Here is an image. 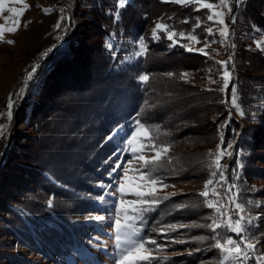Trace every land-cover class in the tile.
Listing matches in <instances>:
<instances>
[{
    "label": "rangeland",
    "instance_id": "374dc122",
    "mask_svg": "<svg viewBox=\"0 0 264 264\" xmlns=\"http://www.w3.org/2000/svg\"><path fill=\"white\" fill-rule=\"evenodd\" d=\"M157 1L178 13L183 9L193 13V25L191 19H185L186 22L180 21L178 28L167 26L177 34L183 32L185 36H197L199 43L179 36L175 41L169 40L164 31L165 41L159 39L161 31L154 38L153 29L157 23H162L159 19L150 21L140 36L128 37L119 25L121 0H25L29 7L19 17L21 27L14 34H5V40L10 39L14 43L0 42V128L3 129L0 135V264H119L123 248L128 247L123 241L132 238L124 234L128 231L125 229L118 246L116 220L124 222L123 209L128 207V201L137 199L127 193L144 183L139 179L141 173L138 170L142 168V162L138 156L155 154L147 149L143 153H133L132 149L141 143L169 148L150 171L152 178L161 182L155 186V198L159 202L149 206L151 210L141 213V219L135 222L140 237L134 236L133 240L146 242L145 247L152 256L150 261L141 264H220L221 253L212 247L213 233L206 227L192 226L206 225L211 222L208 217L216 215L214 209L206 207L205 198L199 193L204 190L208 179H220L219 173L215 178L211 176L216 169L209 167L212 159L209 153H215L218 146L230 153L220 161L223 166L220 171L225 178L220 182L223 186L214 185L221 193V203L238 194L236 203L244 208L241 213L229 205L222 211H227L234 219L240 215H244L245 220L251 217L252 224L246 225L248 231L244 236L253 238L252 242L257 244L256 254L264 253V85L247 97L248 101L255 102L243 107L239 103L238 86L234 83L238 75L234 72L236 64L233 60L240 49L263 51L264 48L257 47V41L264 42V31L255 26L251 18L243 16L246 0H228L231 11L228 8L216 9L224 12L223 19L229 32L227 40L219 34L223 25L207 20L211 10L202 9L198 4ZM125 2L123 0V5ZM207 2L218 4L219 0ZM7 7L20 8L23 5L9 3ZM49 8L52 11L46 14L44 9ZM10 15L8 11L0 13V24H4L5 17ZM199 20L203 24L197 28ZM99 26L104 30L103 36L105 33L108 36L99 37L96 30ZM209 27L213 30L212 35L206 31ZM94 36H97L99 44L100 41L103 44L102 50L107 49L106 54L119 53L117 58H122V62L117 68L134 63L148 46L157 42H162L166 51L183 49L200 55V59L204 57L207 66L193 74L196 81L189 83L186 80L181 86L182 90L189 87L202 94L210 95L217 86L221 90L225 65L219 62L229 61L226 70L231 76L228 88L223 91L227 93V111L214 125L219 124V120L229 125L235 119L242 126L241 133L236 139L224 140L220 134H207L202 129L203 125L196 132H191L196 127L177 121L178 115L171 111L170 104L177 100L172 94L174 87L167 86L171 93L161 91L151 99L161 102L158 105L163 108L160 109L161 114L149 112L152 122L143 125L152 139H145L139 132L142 124L134 122L130 132L122 133L124 139L119 140L117 136L119 145L115 151L110 143L113 138L110 139L106 131L120 107L110 105V100L105 99L106 91L99 95L98 100L93 98L92 90L102 87V78L105 77L101 74L96 76L90 65L91 49L99 48L93 42ZM205 44L209 45L206 49ZM55 47L67 50L68 55L46 66L44 80L36 79L35 85L26 84L28 78L22 82L19 108L16 109V105L15 119L11 123L8 104L14 89L34 63ZM198 49H205L208 54ZM233 95L238 107L231 102ZM86 99H93L92 106L79 110V102L86 106ZM97 103L94 110L93 104ZM100 106L102 108L98 110ZM22 110L25 115L21 114L20 119L24 118L21 122L17 114ZM162 114H165V120H162ZM122 184L125 193L120 191ZM232 185L235 187L228 192ZM140 190L148 191L147 188ZM208 199L215 200L216 197L210 195ZM178 205L186 207L178 208ZM96 217L104 219L97 220ZM39 221L47 223L48 227L44 228L52 226L55 229L53 239L38 237L42 225ZM170 225L177 228L173 230ZM143 232L147 233L145 238H142ZM218 232L221 238L231 235L241 239L225 228L218 229ZM73 235L77 238V254H70L64 261L58 256L62 243L57 245L55 236L62 242V239L67 241L66 238ZM200 236L208 239L200 241L197 239ZM152 240L156 243H150ZM36 242L41 243L37 245ZM46 245L53 248L51 257L43 249ZM245 264H255V261L252 259Z\"/></svg>",
    "mask_w": 264,
    "mask_h": 264
},
{
    "label": "trees",
    "instance_id": "16d2710c",
    "mask_svg": "<svg viewBox=\"0 0 264 264\" xmlns=\"http://www.w3.org/2000/svg\"><path fill=\"white\" fill-rule=\"evenodd\" d=\"M117 1L119 0H114V2ZM120 8L121 13L119 15V25L123 27L128 37L134 35H137L138 37L143 34L148 23L154 19H159L162 23L168 25L169 28L171 26L173 28H178L177 26L181 25L180 21H185V19L190 20L195 16L188 9H183L178 13L175 9H169L167 4L159 3L157 0H126L125 4L122 7L120 6ZM243 8V16L251 18L254 25L264 31V0H246L243 4ZM200 18L203 19L202 17ZM197 22H200V24L202 23L200 20ZM191 24L193 25L194 21H192ZM96 30L99 31V37H102L104 30H101L100 26ZM107 34L108 33H105L104 36H108ZM158 36L161 41H165L162 31L158 33ZM96 38L97 36H94L93 42L96 43L99 48L94 50L91 49V57L89 58V60H91L90 65L92 66V69H94L96 76L101 74V76L105 77L102 78V87H98L97 85L98 89L94 88L92 93L94 94L93 98L98 100L99 95L106 91L107 94L105 99L110 100L108 101L110 105L120 107V109L113 115L108 130L106 131L110 139L113 138V141L110 143L111 147H115V151L117 149L116 146L119 145L118 138L119 140L120 138L124 139L122 133H124V131L130 132L131 127L135 126L134 122L142 125L148 124L152 122L150 115H148L149 112H159V114H161L160 109L163 108L158 106L161 102H153L151 99L154 94L161 91L171 93L170 91L168 92L167 86L174 87V93L172 94H175L176 97L174 100H177L170 104L171 108H173L171 111L178 115L176 118L177 121L193 124V126L196 127V129L193 128L191 132H196V130H199V127H202L201 125H203L204 127L202 129H205L207 134H220L224 140L235 138L238 133H241L242 126L239 121L235 119H232L229 125L222 124L223 122L220 123V120L218 122L219 124L214 125V123L218 121V118L227 111V93L221 91L218 86H213L215 88H213L210 95L194 92V89L189 87H187L186 90L181 89V86H184L183 83H185L186 80L189 83L195 82L196 77L193 74L199 71L202 66H207V60L204 59V57L200 59V55L186 52L183 49L178 50V52L166 51L162 48V42L160 44H157V42L154 45L148 46L143 56H138L140 58L134 63L125 64L123 67L117 68L122 62V58H117L119 53L117 54L113 51L114 54L112 52L106 54L107 49L102 50L103 44H101V41L99 44ZM66 51L67 50H61L55 47L51 52L44 56V58L39 59L35 69L31 72V78L27 77L28 80L26 84L35 85L34 81L36 79H39V81L44 80L48 69H46V66L49 63L51 64L58 60L60 61L61 58L63 59V57L68 55ZM236 53L235 58H233L235 63H233L236 64L234 72H236L238 78L234 83L238 86L239 103L243 107H247L249 102H255L254 100L248 101L247 97L249 95L251 97L253 95L252 93H255L260 85H264V50L251 52L245 49H240L237 50ZM228 69H231L230 66H228ZM218 72L219 70L214 73ZM185 73H187L188 76H185ZM140 75H146L149 79L147 81H141ZM106 79L108 82H106ZM255 82H258L257 85L254 84ZM103 86H106V88H103ZM20 93L18 91V99L16 100L17 104H15V107L17 105L16 109L19 108L18 103L20 102ZM86 100V106L82 105V102H79V110L86 108L89 109V107L92 106L93 99ZM98 102H102V100H99ZM93 105V109L96 110L98 103ZM154 106L156 108H154V110L151 109ZM101 108L102 107L100 106L98 110ZM158 108L159 110H157ZM21 114L25 115L24 110L18 111L17 115L19 119L21 118ZM164 115L165 114H162V120H165ZM109 117H111V115H108V118ZM23 119H20L21 122L24 121ZM224 119L225 118H223V120ZM103 121L104 120H102V125ZM99 125V128L102 129L103 126L101 125V121H99ZM97 207H99V205ZM31 220L29 225L32 228L34 226H32ZM40 223L42 225H40L41 228L40 231H38V237L40 235L47 236V240H50L51 238L53 239L55 229H53L52 226L44 228L47 226V223ZM145 229L148 231V228ZM145 229L143 231H145ZM146 234L147 233L143 232L142 238H145ZM127 237L135 239L134 236ZM138 237L140 236L138 235ZM55 239L57 245H61L62 243L59 248L60 255L58 254V256L64 261L67 260L66 258L70 254H77V238L75 235L66 238L67 241L62 239V242L58 239V236H55ZM63 240H65V244H63ZM36 243L38 245L41 242ZM43 249L51 257L50 253H53L51 245H46Z\"/></svg>",
    "mask_w": 264,
    "mask_h": 264
},
{
    "label": "snow or ice",
    "instance_id": "6c2138e0",
    "mask_svg": "<svg viewBox=\"0 0 264 264\" xmlns=\"http://www.w3.org/2000/svg\"><path fill=\"white\" fill-rule=\"evenodd\" d=\"M177 4L187 5V4H198L202 9L211 10V14L207 16V20L213 21L214 23H218L223 25V27L219 30L220 36L224 37L227 40L229 36V32L227 29V25L224 17L223 11H217V8H229L228 0H219V3L207 2V0H172ZM9 3L12 4H21L23 7L16 8V7H7ZM120 6H123V0H121ZM29 5L25 3V0H0V13L4 11H8L11 13L10 16L5 17V23L0 24V42H5L7 44H13V40H5V34H14L17 30L21 27L19 17L23 15L24 11L27 10ZM45 13H49L52 9H44ZM63 19V17L61 18ZM186 22V21H185ZM26 27V25H25ZM57 28L60 27L59 23L56 25ZM196 27H201L200 23L196 24ZM159 31H164L167 33V37L169 40L175 41V38L179 36L183 39H188L194 43H199L197 36L195 35H188L185 36L183 32L176 33L174 31L169 30L168 26L163 23H157L155 28L153 29V37L157 38V33ZM206 31L209 35L213 34V30L211 27L207 28ZM215 42V41H212ZM140 46L143 49V38L140 39ZM208 44H205V49L208 48ZM111 47V45H109ZM258 48H264V42L257 41ZM205 49H198V51L202 52L203 54L207 55L208 53ZM189 51H192V48H188ZM231 59V58H230ZM222 65H225V71L223 73V87L221 91H224L228 88L229 80L231 74L226 70V66L229 61H221L219 62ZM187 76V73L184 74ZM31 78V74L29 76ZM142 81H147L149 78L148 76L140 77ZM215 83V81H213ZM234 91V90H233ZM232 104L238 107L236 103L235 96L233 95ZM9 108H11V104H9ZM243 114V113H241ZM11 116V112L8 113ZM140 134L148 140H151L152 137L150 136L149 130L145 128L143 125L139 128ZM3 134V129L0 128V135ZM130 144L133 141H129ZM147 149L148 151L154 152L153 156H146L141 154L138 156V159L142 162V168L140 171L139 179L144 183L136 185L134 190L129 191L127 194L136 196V200L128 201V207L124 208V216H123V223H121L120 219L116 220V232L117 235L115 239L118 242V246L121 244V233L124 232L125 229L128 231L124 233L126 236H137L139 235V229L136 227L135 222L141 219V213L151 210L149 206L156 205L159 201L155 198L156 193V185L161 183L160 181L152 178L150 175V171L154 170V166L158 165L159 162L162 160L163 156L167 154L169 148L167 146H157L153 143L143 144L141 143L138 148L134 147L133 153L141 152L143 153L144 150ZM230 153H226L222 148L218 146V149L215 153H209V157H211V163L209 167H214L216 171L211 172V176L215 178L219 173L220 179H208L204 184V190L199 193L200 196L205 198L204 204L209 209H214L216 215L209 216L208 219L211 221L206 225H192L193 227H206L209 229L213 236L211 239L214 241L212 247L217 249L221 253L220 264H245V262L254 259L255 264H264V253L256 254L257 244L252 242L253 238H249L248 236H244V233L248 231L246 225L252 224V218L249 217L245 220L244 215L238 216V218H233V216L228 215L227 211H222V209H227L229 205L234 206L236 210L243 213L244 208L236 203V197L238 194L230 196L225 203H221V193L217 191L214 185L223 186L220 182L223 181L225 178L223 177V173L220 171L223 167L220 163L221 159ZM166 187V185H165ZM235 185L230 186L227 191L232 192V189ZM147 188L148 191H141L140 189ZM121 193H125V186L122 184L120 186ZM216 197L215 200L208 199L209 196ZM145 197H152V199H145ZM167 199V197H165ZM122 205L124 201L121 202ZM186 205H178V208H184ZM97 220H102L104 217H96ZM171 229L175 230L177 228L176 225H170ZM179 227H185V225H180ZM225 228L228 232L234 233L236 237H241L240 240L233 238V236L228 235L224 238H221V234L218 232V229ZM198 240L204 241L208 239V237L200 236L197 237ZM124 244H127L128 247L123 248V255L119 260V264H141V262L150 261L152 259L151 252L145 247L146 242H138L133 239H125L123 241ZM150 243L155 244L156 241L152 240ZM258 243V242H257Z\"/></svg>",
    "mask_w": 264,
    "mask_h": 264
},
{
    "label": "water",
    "instance_id": "95a60500",
    "mask_svg": "<svg viewBox=\"0 0 264 264\" xmlns=\"http://www.w3.org/2000/svg\"><path fill=\"white\" fill-rule=\"evenodd\" d=\"M65 18H66V21H68V15L67 13L65 12ZM37 62V61H36ZM35 62V63H36ZM35 63L34 65L31 67V69L25 74L24 78L19 82L18 86L14 89L13 91V94H15V96H12L13 97V103H12V106L11 108L9 109L8 108V112H11V116H10V122L12 123L15 119V101H16V95H17V92L22 84V82L30 75V73L33 71L34 69V66H35Z\"/></svg>",
    "mask_w": 264,
    "mask_h": 264
},
{
    "label": "bare ground",
    "instance_id": "6f19581e",
    "mask_svg": "<svg viewBox=\"0 0 264 264\" xmlns=\"http://www.w3.org/2000/svg\"><path fill=\"white\" fill-rule=\"evenodd\" d=\"M19 91V90H18ZM17 94H18V92H17ZM12 96H15V94H13ZM16 98H17V95H16ZM17 100V99H16ZM12 103H13V97L10 99V102H9V104H11V106H12ZM9 104H8V108H9ZM15 104H16V101H15ZM10 109V108H9ZM16 112V111H15Z\"/></svg>",
    "mask_w": 264,
    "mask_h": 264
}]
</instances>
